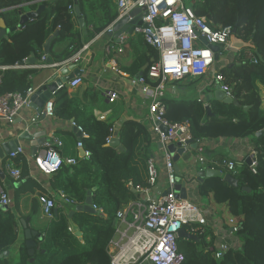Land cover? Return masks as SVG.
<instances>
[{"label": "trees", "instance_id": "trees-1", "mask_svg": "<svg viewBox=\"0 0 264 264\" xmlns=\"http://www.w3.org/2000/svg\"><path fill=\"white\" fill-rule=\"evenodd\" d=\"M78 1L82 3L84 0ZM26 2L32 3L21 6ZM72 3V0H0V18L7 27L17 25L21 15L28 9L36 10L41 7L36 16L9 33L7 38H1L0 65L14 66L24 61L31 54L37 53V50H41L44 42L56 31L58 33L54 37L53 44L66 42L67 46L61 52L62 58H59L60 55L51 46L54 61H60L76 52L81 44H77L79 33L74 12L70 8ZM192 8L196 15L205 17L213 29L232 26L239 39L253 44L257 61L246 59L243 56L244 50H239L234 55L231 66L228 64L217 68L222 74L221 84L228 87L230 95L239 105L210 99L208 106L211 112L207 114L203 102L197 101L196 98L176 100L163 97L166 117L168 116L171 121L189 120L195 140H203L210 136V129L222 128L232 129L236 132V136L249 139L253 145L257 162L254 173L246 161L237 164L233 171L218 167L219 170L224 173L229 172L238 180L236 188L228 186L222 177L206 178L199 182L198 189L203 186L206 189L205 193L200 195L205 197L207 202H209L208 194L214 189H221L226 194L229 188L247 195L262 194L264 193V134L256 136V132L264 129V109L261 107L262 96L259 86L260 84L264 86V0H202L193 3ZM116 16V13L109 14L106 24L96 27L89 36L100 32ZM157 59V49L147 43L144 53L137 58L135 65L129 71L135 74L143 63L149 65ZM36 69H5L0 80V95L6 92H24L32 85L30 76ZM147 81L151 85L158 83L157 80ZM199 81L200 78L196 77L190 84L196 87ZM177 82L178 80L171 81L175 84ZM53 103V116L73 119V122L82 128L84 132V136H81L82 148L89 152L88 158L77 157L74 165L63 163L60 169L52 174L53 189L62 192L75 204L83 203L91 190L97 211H72L71 220L81 231V238L71 229L69 230L65 215L55 214L56 219L50 220L45 226L43 237L34 245L32 255L25 245H21L13 263L0 258V264H52L53 262L54 264H110L107 245L115 232L116 212L128 202L140 197L136 187L148 185L147 162L153 158L151 133L144 122L127 120L117 132L123 147L118 149L107 144V139L112 134V123L94 116L92 108L86 102L75 96H69L66 89L62 88L53 95ZM243 106L248 108L244 109ZM178 107H184L187 114L176 119L169 117L168 113ZM222 159L224 158H219ZM19 170L22 179L24 172L20 168ZM212 180L215 181L211 186ZM243 187H249L250 191L243 190ZM58 199L64 205L68 204L59 197ZM27 202L29 206L26 205ZM14 203L19 215L28 217L32 215L36 205V196L28 193L23 197L17 195ZM75 204L69 205L73 208ZM247 211L249 219L253 220L252 227L261 229L263 224L261 214L254 207L248 208ZM245 221L246 219L243 218L236 221L237 230L232 236L240 242V245H231L220 257H216L211 249L217 236L210 226L183 225V228L188 233L196 235L197 239L183 237L177 239L178 250L183 255L181 264H256L254 258L257 256L254 254L249 256L245 251L250 247V242L255 240L259 242L258 247L262 250L260 254H263L264 239L261 235L260 239H257L256 232L250 231ZM16 225L15 215L10 208L5 210L0 207V253L15 243Z\"/></svg>", "mask_w": 264, "mask_h": 264}, {"label": "built area", "instance_id": "built-area-1", "mask_svg": "<svg viewBox=\"0 0 264 264\" xmlns=\"http://www.w3.org/2000/svg\"><path fill=\"white\" fill-rule=\"evenodd\" d=\"M117 6L118 19L135 8H144L145 14L141 21L146 25H135L134 32L142 34L146 43L158 51V59L149 64L145 74L132 78L131 84L139 86L141 93L147 99V117L152 121V133L161 143L162 156L164 159V170L167 189L156 196L153 189L157 184L158 171L153 158L148 164V185L136 187L140 197L132 200L116 212V228L113 237L107 245L110 264H181L183 255L178 250V231L185 224L207 225L205 209L190 198L183 199L174 190L177 183V173L174 168L173 155L166 148V142H172L176 149L181 148L188 160L207 165L213 169L218 167L233 171L237 165L235 160L209 159L205 156L206 146L204 140H195L191 132L189 120L171 121L166 117V106L162 101L164 92L171 81L185 77H203L208 74L215 64L214 51L209 47L211 44L219 46V57H234L239 50L230 46L232 26L227 25L213 29L203 16L196 15L192 4L202 0H190L186 5L185 0H114ZM72 8V7H70ZM158 19H165L164 24H158ZM111 26L105 29V33L111 31ZM203 38L206 40L204 43ZM123 38L121 39V41ZM87 46L74 52V54L60 61H46L45 54H41L35 68H53L58 70L66 68L71 63H78L81 54ZM120 50V49H119ZM243 56L256 62V54L253 49L246 48ZM9 67H20L19 64ZM2 68H5L3 66ZM214 79L220 82L222 74L214 73ZM157 80L156 85H151L147 80ZM82 78H75L63 84V88H75L80 85ZM221 84V83H220ZM226 94L230 95L228 87L221 84ZM41 86H29L24 92H6L0 95V119L12 123L24 109L31 107V96ZM54 94V93H53ZM110 102L117 99L116 91L106 93ZM53 99H48L43 108L36 116L30 118L31 123L38 121L40 116H53ZM77 130L84 136L82 128L72 122ZM109 138L107 139V143ZM192 143L194 146H192ZM62 142L59 136L51 134L42 144L37 154L33 156V164L38 172L46 175L56 173L63 163L75 164V157L63 159L59 153ZM76 146L82 148L81 137ZM206 147V148H205ZM194 152L192 155L191 152ZM24 152L17 146L9 153V160L5 162L7 174L15 181L21 178V172L15 165L14 160ZM84 157H89L85 150ZM194 157V159H193ZM249 161L251 171L255 172L256 152L251 147L243 161ZM192 163V162H191ZM189 176H192L189 174ZM131 185V184H129ZM58 197L68 204H75L62 192ZM38 202L41 205L44 216L51 218L53 208L56 206L55 199L46 195H39ZM12 200L0 181V205L9 206ZM93 207H97L93 204ZM70 230V228H69ZM237 230V222L229 219V227L221 234L211 247L214 255L220 257L231 245L226 239ZM223 234V235H222Z\"/></svg>", "mask_w": 264, "mask_h": 264}, {"label": "crops", "instance_id": "crops-1", "mask_svg": "<svg viewBox=\"0 0 264 264\" xmlns=\"http://www.w3.org/2000/svg\"><path fill=\"white\" fill-rule=\"evenodd\" d=\"M72 2L71 10L74 12L79 33L77 44H81L79 49L83 46H87L85 51L81 54L79 62L75 64L71 63L68 66L69 69L65 73L62 72L64 68L58 70L48 67L36 69L33 66L38 63L41 54L49 56L52 61L55 60L54 54L51 53V46L55 52H58V55H60L59 58L63 57L61 52L67 44L66 42L53 44L54 35L49 45L48 54L44 52V47L42 46L41 50H37V53L29 56L34 57L31 63H19L20 67L9 68L36 69L30 76V80L32 81L31 86L35 87L47 83L48 78L53 74L69 76L73 74L75 68H78L81 72L79 76L82 78V82L75 88H65L66 92L69 96H75L79 100L86 102L89 107L92 108L94 116L98 119L112 123V134L110 137H118L117 132L119 128L122 123L127 120L144 122L151 133V138L153 140L152 156L158 171L157 184L153 189V194L159 196L167 189L162 150L158 146V140L152 133V121L147 117V99L141 93L140 87L132 85L130 81L132 78H136L140 72L146 71L147 68H145V66L148 65V63H143L135 74L129 71L135 65L137 58L144 53L147 43L142 34L134 32L133 30L131 33L121 32L118 37L108 36L107 32L105 33V29L109 26L113 28V25L118 20V11L114 0H84L82 3H79L77 0L79 15L74 11V0H72ZM30 3L32 2L23 3L21 6H28ZM40 9L41 7L36 10L28 9L27 12H36L37 10L40 11ZM114 13H116L117 16L109 25L93 36H89L90 33L95 31L96 27L106 24L108 15ZM79 18L83 20L82 26H80ZM122 38L123 40L121 41ZM228 64H233V58L231 56L228 58L219 57V60L215 62L210 72L203 77H199L200 81L196 87L190 84L193 77H185L182 80H178L177 84L168 83V87L164 92V97L168 99L174 98L176 100H192L196 98L197 101L203 102L204 106L208 105L206 96L207 92H209L214 85L213 73L217 71L218 67ZM3 66H5V68H2ZM5 69H7L6 65H0V80ZM75 77L76 76H73V78ZM259 86L262 96L261 107L264 109V86L261 84ZM59 90L60 89L57 91ZM110 90L116 91L118 94L117 99L113 102H110L106 95ZM54 94H52L51 99H53ZM38 113L37 109L30 107L24 109L12 123L0 119V181L12 200V204L9 208L14 213L17 223V239L8 249V255L3 258L12 263L17 258V251L21 245L26 246L27 237L25 229L28 228L36 232L31 235V239H33L36 244L37 241L42 239L45 226L50 220L56 219L55 214H57V216L61 214L65 215L68 219L71 231L79 236V238L82 236L81 231L71 220L74 207L72 208L69 204L64 205V203L59 201L58 192L54 190L52 186L53 175H46L37 171L32 161L33 156L30 149L31 140L21 138L25 130L32 134H36L37 137L44 136L45 140L49 138L51 134H55L60 137L62 142L60 148H58L61 157L63 159L68 157L77 158L81 157L79 147L76 146L79 140L78 130L72 124L73 119L57 116H40L37 122L31 123L30 118L36 116ZM185 114H187V110L184 107L175 108L168 113L169 117L173 119L179 118ZM209 134L210 136L204 140L205 146L207 147H205V156L209 159L224 158L227 160H235L237 164H241L249 149L253 147L249 139L236 136V132L232 129H210ZM15 139L18 140L19 146L24 149V152L14 160L15 165H18L24 172L23 178L17 181L10 177L5 170V162L9 160V150L12 148ZM40 148L41 146L39 149ZM191 153L194 155L193 151ZM188 155L189 154L183 153L174 161L177 178L186 182L188 198L199 203L205 209L207 225L215 232L218 240V238L221 237L220 233H225L227 229L223 228V220L218 215L216 209H214L212 195L208 194L207 198L209 202L203 205V197L198 193L199 181L197 180L196 172L198 168L206 167L207 165L196 163L192 159L189 161ZM189 174L192 176H189ZM214 181L212 180L211 183L213 184ZM26 193L36 196V205L33 208L32 215L23 217L19 215L14 199L17 195L23 197ZM39 194H45L55 199L56 206L53 208V216L51 218L44 216L41 205L37 199V195ZM26 205L29 206V203L27 202ZM24 224L27 226H24ZM232 236L230 238L226 236L230 245L239 246L240 242ZM52 264H54V262Z\"/></svg>", "mask_w": 264, "mask_h": 264}, {"label": "water", "instance_id": "water-1", "mask_svg": "<svg viewBox=\"0 0 264 264\" xmlns=\"http://www.w3.org/2000/svg\"><path fill=\"white\" fill-rule=\"evenodd\" d=\"M74 4H75L74 11L77 15H79V8L77 5V0H74ZM38 11L39 10H37L36 12L35 11H29V12L22 14L18 24L15 26H12V27H6L3 19L0 18V40H1V38H7L9 33H11L14 30H17L27 20L36 16ZM145 13L146 12H145L144 8H135V9L131 10L126 15H124L123 17H121L120 19L117 20V22L113 25L112 30L107 32V35L118 37L121 34V32L131 33L133 30V27L135 25H143L144 27H146V25L141 21V17ZM79 23H80V26L83 25V20L81 18H79ZM57 33H58V31H56L54 34L49 36V38L43 44L45 53H47V54L49 53L50 42H51L52 38L54 37V35H56ZM203 41H204V43H206V40L204 38H203ZM230 46L236 50H242L245 48L254 49V46L250 41H244L242 39H239L235 35V29L232 30V34L230 37ZM209 47L214 51L215 61H218L219 60V54H218L219 46L215 45V44H211V45H209ZM33 60H34V57L31 56V57L26 58L24 61H22L20 63H24V62L31 63ZM46 61L51 62L52 59L49 56H47ZM229 66H231V64H229ZM147 67H148V65L145 66V68H147ZM68 69L69 68L66 67L62 70V72L65 73V72H67ZM80 74H81V72L78 68H75L73 71V74L69 75V76H60L57 74H53L50 78H48L47 83L43 84L40 88H38L36 90V92L31 96V101H32L31 107L40 111L43 108L45 102L51 98L53 93H55L58 89H62L63 84H65L67 81H69L71 78H73V76H79ZM142 74H143V72H140L138 74V76H140ZM210 99H215V100L221 101L223 103H233L235 105H239L238 101L234 97L226 94V92L223 90L220 82L216 79H214L213 88L209 92H207L206 101L208 102ZM243 108L247 109L248 106H243ZM205 109L207 111V114H210L211 110H210L208 105H205ZM75 128H77V127L75 126ZM262 134H264V129L256 132V136H260ZM78 135L80 138L82 133L78 131ZM21 138H26L28 140H31L30 149H31L32 156H35L37 154L39 147L45 141L44 136L43 137L42 136L37 137L36 134H32L27 130H25L22 133ZM107 144L110 146L117 147L118 149L123 148L120 145V141H119L118 137H110L109 142ZM17 146H19V142H18V140L15 139L12 148L9 150V153L11 151L15 150ZM158 146L160 148L162 147L160 142H158ZM192 146H194L193 143H192ZM166 148L173 155V157H172L173 161H176L179 158V156L181 154H183V150L181 148L176 149V146L172 142L167 141L166 142ZM79 152L81 153L80 156L84 157L85 150L83 148H79ZM246 162L249 164L248 160ZM174 168L176 169V166H174ZM196 175H197V180L199 182L206 179V178L222 177V180L228 186L233 187V188H236L238 186V180L236 178H234L229 172L224 173L222 170H219V169H213L210 167H200L197 169ZM174 190L179 197H181L183 199H186L188 197L186 182L184 180L182 181V180H179V178H177V183L175 184ZM243 190H246L247 192H249L250 188L249 187H243ZM0 207L3 209L9 208V206H4V205H0ZM73 211H86V212L97 211L93 207L92 191L91 190L87 193V197L83 203L74 205ZM24 226H27V225L24 224ZM25 232H26V237H27V241L25 244H26V247L28 248L29 254L32 255L33 254V247H34L35 243H34V240L31 239V235H33L36 232L33 230H30L28 228L25 229ZM177 235H178V238L183 237V238H189V239H197L196 235L188 233L183 227L178 231ZM8 253H9L8 249L1 252L0 258L7 256Z\"/></svg>", "mask_w": 264, "mask_h": 264}, {"label": "rangeland", "instance_id": "rangeland-1", "mask_svg": "<svg viewBox=\"0 0 264 264\" xmlns=\"http://www.w3.org/2000/svg\"><path fill=\"white\" fill-rule=\"evenodd\" d=\"M185 4L188 5L190 4V0H185ZM214 184V182H213ZM211 183V186L213 185ZM220 187L225 188L223 185H219ZM205 187H201L198 189V193H205ZM227 194L221 191V189H214V191H211L210 194L212 195V200H213V205L214 209H216L218 215L220 218H222V225L223 228L229 227V219H234L236 221H239V219L243 218V220L246 219L245 224L248 227L249 230L252 231L253 233L256 232L257 239H260V235L264 239V193L259 194L256 193L255 195H247V194H242L239 192H234L232 189H227ZM202 203L203 205L207 204V199L205 197L202 198ZM206 207V206H205ZM254 207L255 210H257L263 219V224H262V230L258 228H253L251 222L253 220L249 219V213H248V208ZM252 216V215H251ZM259 242L255 241L250 242V247L246 248V254L253 256L256 255L254 259L256 260V264H263L264 262V253H261V249L258 247ZM264 246V245H263ZM258 248V249H256Z\"/></svg>", "mask_w": 264, "mask_h": 264}, {"label": "bare ground", "instance_id": "bare-ground-1", "mask_svg": "<svg viewBox=\"0 0 264 264\" xmlns=\"http://www.w3.org/2000/svg\"><path fill=\"white\" fill-rule=\"evenodd\" d=\"M165 22H166L165 19H158V20H157V23H158V24H164Z\"/></svg>", "mask_w": 264, "mask_h": 264}, {"label": "clouds", "instance_id": "clouds-1", "mask_svg": "<svg viewBox=\"0 0 264 264\" xmlns=\"http://www.w3.org/2000/svg\"><path fill=\"white\" fill-rule=\"evenodd\" d=\"M246 49V48H245ZM242 50H244V49H242Z\"/></svg>", "mask_w": 264, "mask_h": 264}]
</instances>
